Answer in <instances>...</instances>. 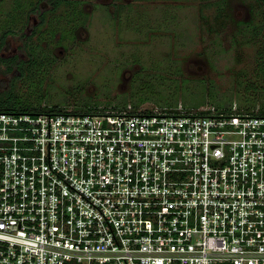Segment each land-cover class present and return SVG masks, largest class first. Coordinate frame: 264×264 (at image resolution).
I'll list each match as a JSON object with an SVG mask.
<instances>
[{
  "label": "built area",
  "instance_id": "obj_1",
  "mask_svg": "<svg viewBox=\"0 0 264 264\" xmlns=\"http://www.w3.org/2000/svg\"><path fill=\"white\" fill-rule=\"evenodd\" d=\"M0 110V264H264V115Z\"/></svg>",
  "mask_w": 264,
  "mask_h": 264
},
{
  "label": "rangeland",
  "instance_id": "obj_2",
  "mask_svg": "<svg viewBox=\"0 0 264 264\" xmlns=\"http://www.w3.org/2000/svg\"><path fill=\"white\" fill-rule=\"evenodd\" d=\"M83 2L75 0L73 9L86 10L87 23L67 40L30 37L32 26L8 38L0 50V96L57 111L264 108L257 67L263 31L256 37L253 30L261 17L258 0ZM50 3L43 0V10ZM34 44L46 49L35 63L29 61Z\"/></svg>",
  "mask_w": 264,
  "mask_h": 264
},
{
  "label": "trees",
  "instance_id": "obj_3",
  "mask_svg": "<svg viewBox=\"0 0 264 264\" xmlns=\"http://www.w3.org/2000/svg\"><path fill=\"white\" fill-rule=\"evenodd\" d=\"M3 1V2H2ZM6 0H0V50L7 44L8 38L18 32V29L25 31L31 26V20L33 16H37L38 23L33 25L31 28V35L30 37H34L37 35V39L42 40L43 33L50 34L55 36L56 34H60V39L67 40L70 38V34L74 35L77 30L78 26L85 25L87 20H84L85 11H74L73 6L76 4L74 3L75 0H50L52 7L48 10H43L41 4L43 0H12L14 3L9 6ZM10 1V0H7ZM76 2H80V0H76ZM82 2V1H81ZM260 2V18L258 19L257 23L254 22V29L256 37L260 33H262V44L257 51V67L259 71L264 75V0H258ZM61 7V10L58 14L55 13ZM15 12V13H13ZM53 13V14H52ZM79 15H81V22H79ZM49 16V17H48ZM83 20V21H82ZM247 24V23H246ZM253 27V25L251 26ZM247 29V28H246ZM250 30V29H248ZM252 30V29H251ZM64 42V41H62ZM42 51H41V50ZM46 49L39 48L38 44H34L31 46V50L29 52V61L35 63V57L40 55V51L43 54ZM46 52V51H45ZM6 61H11L12 59H4ZM29 62V63H30ZM26 63V61H25ZM18 69L20 70V75L24 74V63H17L16 64ZM133 108H138L134 107ZM46 110L40 109V107L34 106L33 103L28 102L26 100L18 99L12 95H4L0 96V110L1 111H13V110ZM184 109V107H183ZM60 110L58 107H54L52 109L46 111H57ZM138 110V109H135ZM148 110V109H145ZM165 110V109H163ZM75 112L80 111H93V110H73ZM167 111V110H166ZM179 110L176 109L168 110V112H178ZM187 111V110H186ZM239 112H247V113H256L255 110H251L250 107L239 110ZM261 111V112H260ZM263 112V113H262ZM258 114L264 115V108L259 109Z\"/></svg>",
  "mask_w": 264,
  "mask_h": 264
},
{
  "label": "flooded vegetation",
  "instance_id": "obj_4",
  "mask_svg": "<svg viewBox=\"0 0 264 264\" xmlns=\"http://www.w3.org/2000/svg\"><path fill=\"white\" fill-rule=\"evenodd\" d=\"M81 1H82V3L84 4V2H83L84 0H81ZM85 11H86V10H85ZM86 12H87V11H86ZM33 19H35V24H37V23H38V18H37V16H33V17H32V20H33ZM33 21H34V20H33ZM35 24H34V25H35ZM31 26H33L32 22H31ZM81 26H82V25H81Z\"/></svg>",
  "mask_w": 264,
  "mask_h": 264
}]
</instances>
